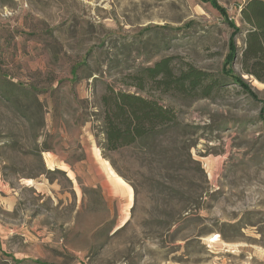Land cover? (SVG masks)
<instances>
[{
	"label": "rangeland",
	"instance_id": "obj_1",
	"mask_svg": "<svg viewBox=\"0 0 264 264\" xmlns=\"http://www.w3.org/2000/svg\"><path fill=\"white\" fill-rule=\"evenodd\" d=\"M247 1L216 0L240 28L234 73L258 100L229 80L209 99L134 87L168 57L221 77L232 29L209 3L0 0V264H264V83L241 69ZM108 89L177 123L107 151Z\"/></svg>",
	"mask_w": 264,
	"mask_h": 264
},
{
	"label": "trees",
	"instance_id": "obj_2",
	"mask_svg": "<svg viewBox=\"0 0 264 264\" xmlns=\"http://www.w3.org/2000/svg\"><path fill=\"white\" fill-rule=\"evenodd\" d=\"M201 1L209 3L232 29L221 77L214 78L210 73L188 64L185 68L176 70L173 59L168 57L141 69L134 77V87L143 92L144 82L149 81L158 86L162 94L194 95L196 98L209 99L213 91L222 86L223 81L229 80L258 100L251 88L233 70L236 58L235 35L240 32V28L216 0ZM240 14L241 21L247 27L241 58L242 72L264 83V0H248L241 8ZM101 102L103 146L107 151L146 141L177 123L173 111L144 97L143 94L108 89L101 97ZM261 102L264 105V101Z\"/></svg>",
	"mask_w": 264,
	"mask_h": 264
},
{
	"label": "crops",
	"instance_id": "obj_3",
	"mask_svg": "<svg viewBox=\"0 0 264 264\" xmlns=\"http://www.w3.org/2000/svg\"><path fill=\"white\" fill-rule=\"evenodd\" d=\"M44 157H45V163H46L47 167L52 169L53 166H54L53 161H52V156L49 153H44ZM97 157L94 156V158H95L94 162L98 166L99 173H101L100 169H99V166L102 168V164L99 162ZM69 173H71V172H69ZM106 179L108 180L109 178H106ZM108 182L113 185L114 189L112 191L115 194L119 193L122 196H126V198L130 195V189L127 186H125L124 184H120L119 182H116L114 180H108Z\"/></svg>",
	"mask_w": 264,
	"mask_h": 264
},
{
	"label": "bare ground",
	"instance_id": "obj_4",
	"mask_svg": "<svg viewBox=\"0 0 264 264\" xmlns=\"http://www.w3.org/2000/svg\"><path fill=\"white\" fill-rule=\"evenodd\" d=\"M96 155L98 156V152L97 151H96ZM124 222H125V219L122 222H120L121 223L120 226H122L124 224Z\"/></svg>",
	"mask_w": 264,
	"mask_h": 264
}]
</instances>
